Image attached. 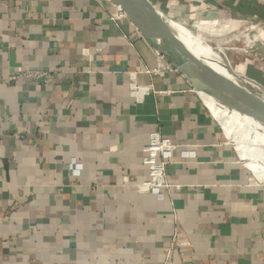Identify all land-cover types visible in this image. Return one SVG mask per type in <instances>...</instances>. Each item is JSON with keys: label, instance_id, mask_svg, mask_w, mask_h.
Returning <instances> with one entry per match:
<instances>
[{"label": "crops", "instance_id": "1", "mask_svg": "<svg viewBox=\"0 0 264 264\" xmlns=\"http://www.w3.org/2000/svg\"><path fill=\"white\" fill-rule=\"evenodd\" d=\"M146 1L189 27L242 20L221 38L264 29V0ZM118 13L0 0V264H264L263 180ZM152 135L175 146L155 163Z\"/></svg>", "mask_w": 264, "mask_h": 264}, {"label": "water", "instance_id": "2", "mask_svg": "<svg viewBox=\"0 0 264 264\" xmlns=\"http://www.w3.org/2000/svg\"><path fill=\"white\" fill-rule=\"evenodd\" d=\"M124 15L125 19L140 34L147 45L163 61L174 69L201 99L207 98L211 106L204 103L208 113L221 127L223 118L214 108L229 111L233 116L249 120L253 131L264 136V112L250 100L246 88L236 81L219 75L198 53L183 44L174 33L164 31L154 24L163 19L155 13L146 0H109ZM252 50L264 58V48L255 41ZM230 74L231 69L227 68ZM250 93V92H249ZM251 94V93H250ZM203 100V99H202ZM260 105V104H259ZM222 128V127H221Z\"/></svg>", "mask_w": 264, "mask_h": 264}, {"label": "bare ground", "instance_id": "3", "mask_svg": "<svg viewBox=\"0 0 264 264\" xmlns=\"http://www.w3.org/2000/svg\"><path fill=\"white\" fill-rule=\"evenodd\" d=\"M161 16L163 17L164 15ZM165 21L166 22L162 23L161 21L156 19L154 20V24L159 29V31H164L167 25L168 28L177 36V38L183 44H185L193 52L201 55V57L204 60H205L204 57L211 56L215 47H220L221 44L226 41L225 40L223 42L211 44L208 42V40H206L207 35L211 34L216 38L220 39L221 41L222 39L220 37L221 35L224 36V34L227 33L229 29L231 30L230 27H232L233 29L238 27L239 25V21H228L224 23V25H222L226 27V28L223 27L224 28L223 30H219V29L216 30L213 27H211V29L209 30L208 27L200 26L196 23L191 27L190 30L189 27H186V23L182 20L180 21L165 20ZM245 33L249 35L252 34L255 37H257L260 41L261 46L264 48V29L261 30L259 26H255L254 28L253 27L249 28V30H247L243 34L245 37L243 42L249 41ZM251 36L248 37L252 39L253 36L252 37ZM227 40H232V39L230 38ZM253 40L255 41L256 39ZM232 49L233 51H235L234 48ZM251 96H253V94H251ZM257 96L259 97L258 94ZM202 99L205 103L211 106V102L207 98L204 97ZM214 112L218 113L223 118V121L221 122V127L227 138H229L234 143L236 148L243 155V157H245L248 164L258 173L259 177L263 180L264 183V136L259 135L253 131V125L249 120H246L244 118H239L235 115L238 121H240L243 125H246L245 126L246 128H244L231 117L229 111H225L215 107Z\"/></svg>", "mask_w": 264, "mask_h": 264}, {"label": "rangeland", "instance_id": "4", "mask_svg": "<svg viewBox=\"0 0 264 264\" xmlns=\"http://www.w3.org/2000/svg\"><path fill=\"white\" fill-rule=\"evenodd\" d=\"M180 20L182 19L180 18ZM238 21H242V20H238ZM258 25L259 23L256 24L249 23V25L246 24L239 31L226 35L224 38L221 39V41L220 39L206 37V40H208V42L211 44H216L226 40L224 42L225 44L222 43L220 47L214 48V53L211 54V57L208 58L206 61L218 74L225 76L227 78L229 76H233L235 77V80L238 84L242 85L243 87L244 86L247 87V85L243 82V80H245L246 82L251 84L248 85V88L253 86V88L251 89L253 93L258 95H263L264 94V58L261 55H257L252 50L254 42L256 40L258 42L260 41L254 35L251 34L253 36L252 37L251 35L245 33L249 41L243 42V40L245 39L243 35L244 32L249 30V28L252 27L254 28V26H258ZM189 29L191 30V27H189ZM168 31L173 33L170 29H168ZM248 36H251L252 39H250ZM230 38L232 40H227ZM253 39L256 40L254 41ZM232 48H234L235 51H233ZM227 68L231 69V72L233 74H230ZM253 179L258 184L255 177ZM260 187L264 190V187L262 186Z\"/></svg>", "mask_w": 264, "mask_h": 264}, {"label": "built area", "instance_id": "5", "mask_svg": "<svg viewBox=\"0 0 264 264\" xmlns=\"http://www.w3.org/2000/svg\"><path fill=\"white\" fill-rule=\"evenodd\" d=\"M116 17H117V19H125L124 15L121 12L118 13V15ZM163 18H164L163 21H165V20L180 21L179 17L163 16L162 19ZM186 27H189L188 23H186ZM37 77H38V75H37ZM139 91H141V87L133 85L132 89H131V95L135 96V97L136 96L139 97ZM174 150H175L174 145L170 144L169 142H163L157 135L151 136L150 142L147 145V147L145 148V152L148 154V158H149L150 163H155L157 156H161L162 158H166V157L170 156ZM78 170L75 169L72 171V173H78ZM124 184H129L128 179L124 180ZM133 184H135L138 191H140V192H150V193L157 194V195L160 193L161 186H159L155 182H147V181H143L141 178H137ZM166 187H169V186L167 185ZM176 189L178 190V187ZM183 245L186 246V245H188V243H185Z\"/></svg>", "mask_w": 264, "mask_h": 264}]
</instances>
